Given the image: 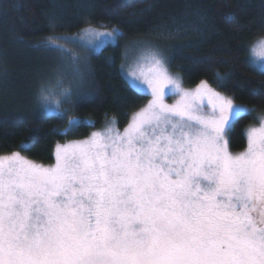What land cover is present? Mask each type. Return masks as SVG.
<instances>
[{
    "label": "snow or ice",
    "instance_id": "snow-or-ice-1",
    "mask_svg": "<svg viewBox=\"0 0 264 264\" xmlns=\"http://www.w3.org/2000/svg\"><path fill=\"white\" fill-rule=\"evenodd\" d=\"M77 35L49 37L44 47L64 53L61 41L89 47L122 33L87 24ZM251 53L264 61V37ZM129 76L152 99L123 132L112 120L58 145L51 167L19 153L0 157V264H264V116L247 130V149L232 155L225 132L254 109L206 81L185 90L151 49ZM169 95L179 99L168 105ZM71 96L58 78L38 102L62 116L60 98Z\"/></svg>",
    "mask_w": 264,
    "mask_h": 264
},
{
    "label": "trees",
    "instance_id": "trees-1",
    "mask_svg": "<svg viewBox=\"0 0 264 264\" xmlns=\"http://www.w3.org/2000/svg\"><path fill=\"white\" fill-rule=\"evenodd\" d=\"M87 24L117 27L122 35L98 50H78L81 79L70 99L60 98L64 114L47 112L37 81L56 55L44 42ZM262 37L264 0H0V157L19 153L50 163L57 143L85 138L110 119L118 129L125 126L148 101L121 74L124 49L139 40L163 54L185 87L206 81L254 109L227 130L229 150H242L245 128L264 113V71L248 57ZM70 119L77 123L69 125Z\"/></svg>",
    "mask_w": 264,
    "mask_h": 264
},
{
    "label": "rangeland",
    "instance_id": "rangeland-1",
    "mask_svg": "<svg viewBox=\"0 0 264 264\" xmlns=\"http://www.w3.org/2000/svg\"><path fill=\"white\" fill-rule=\"evenodd\" d=\"M97 31L99 32H108V31H111L112 28H98V27H94ZM81 30H79L80 32ZM79 32L77 33H72L70 35H61V36H66V37H76L77 40L79 39V36L77 35ZM259 39L255 40L253 43H251L250 45V48H249V54H248V57H249V60H250V63L251 65L256 68L258 71L260 72H263L262 69H264V61H259V60H256L254 61L253 57H252V53H251V48L252 46L258 41ZM116 42V41H115ZM115 42H107V43H101V40L100 38H97L96 40L93 41V44L90 45L89 47H82L79 43H72V42H68V43H64L63 41H61L60 43L63 44V47L66 49V51L64 53H61V52H53L56 57L54 58H51V62H52V66L51 69L49 71H45V73L43 74L42 78L41 79H38L37 83H38V87L41 89V87H47L49 86L50 84L55 86L56 84V80L59 78L63 81V84L64 86H72L73 84L76 83V80L78 79H81V76L79 73H77V70H76V67H77V63L76 62L79 58V54H77L78 50L79 49H84V50H98L108 44H114ZM94 45H99L98 48H94L93 46ZM148 49H151V50H154V51H157L162 57L163 59L165 60L163 54L160 53L159 50L156 49V47H154L152 44L150 45V43L148 41H144V40H139V41H133L131 43L128 44V46L124 49V54H123V59H122V64H121V74H123L124 78L126 79V81L128 82L129 85H131L137 92H139L135 86V84H140V86L142 88H144L146 91L145 95L148 96V101L142 105V108H144L148 102L152 99L151 97V90L147 88V85L144 84L142 82V80L140 81H136L135 83H133V77L129 76V71H130V65L132 63V61L134 60V58L140 54L141 52L145 51V50H148ZM166 62V61H165ZM166 67H167V62H166ZM168 69V67H167ZM169 71V69H168ZM169 74L172 75V76H176V77H179L180 76L176 73V72H171L169 71ZM181 80V79H180ZM76 86V85H75ZM74 86V87H75ZM182 87L185 89V90H194L196 87H185L183 85V82H182ZM57 95L59 93V89L56 88L55 89ZM140 93V92H139ZM142 94V93H141ZM221 95H223L222 93H220ZM225 96V95H224ZM227 97V96H226ZM229 98V97H228ZM179 99V96H176V95H169L167 97H165V100L164 102L168 105H172L174 104L177 100ZM204 111L205 112H210V108L207 107V98L205 97L204 99ZM235 104H237L236 102H234ZM239 105V104H237ZM244 106V105H243ZM50 108H53L55 107L54 104H50L49 105ZM246 107V106H244ZM142 108L138 109L137 111L133 112L130 116V118L132 117V115L136 112H138L139 110H141ZM248 108V107H246ZM44 109V107H43ZM249 109V108H248ZM45 110V109H44ZM46 111V110H45ZM48 112V111H47ZM264 116V113L258 117L257 121L255 122V124H252V125H249L245 128L244 130V135H245V147L244 149L242 150H239V151H233L231 152L229 150V147H228V150L230 152V154L232 155H238L242 152H244L246 149H247V130L251 127H256V126H259V123H260V120L259 118ZM113 119H110L106 124H104L102 127L98 128V130H94L92 131L91 133L93 132H99V131H102L104 130L106 127L109 126V122L112 121ZM130 121V120H129ZM129 123V122H128ZM128 123L123 126L121 129H118L116 127V125H112V127H115L118 131L120 132H123L125 127L128 125ZM90 133V134H91ZM90 134L85 137V138H80V139H77V140H68L66 142H63V143H57L55 145V148L53 150V161L50 162V163H39V162H35L33 161L32 163L34 164H37V165H42L44 167H51V166H54L56 164V149H57V146H62V145H66L68 143H71V142H77V141H82V140H85L87 139ZM225 139L228 141V136H227V131L225 132Z\"/></svg>",
    "mask_w": 264,
    "mask_h": 264
}]
</instances>
